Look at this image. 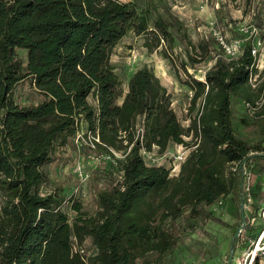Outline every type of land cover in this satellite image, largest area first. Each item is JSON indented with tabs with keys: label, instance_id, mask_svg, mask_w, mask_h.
I'll return each instance as SVG.
<instances>
[{
	"label": "trees",
	"instance_id": "16d2710c",
	"mask_svg": "<svg viewBox=\"0 0 264 264\" xmlns=\"http://www.w3.org/2000/svg\"><path fill=\"white\" fill-rule=\"evenodd\" d=\"M136 1L0 0V264H85L72 251L85 237L96 249L89 264H149L136 259L164 254L176 241L162 224L166 217L224 195L242 205L245 176L264 157L260 144L235 135L232 122L231 100L255 70L251 42L236 58L216 57L204 80L183 65L193 91L183 128L151 68L134 71L124 92L110 61L128 31L156 33L170 45L172 28L182 27L174 16L151 17ZM18 50L26 51L25 62ZM28 77L42 99L19 105L11 93ZM80 122L95 147L125 152L120 183L98 193L97 216H86L75 203L70 221L64 196L40 193L47 181L41 167ZM171 144L190 147L176 178L163 165L145 164L140 154Z\"/></svg>",
	"mask_w": 264,
	"mask_h": 264
},
{
	"label": "rangeland",
	"instance_id": "374dc122",
	"mask_svg": "<svg viewBox=\"0 0 264 264\" xmlns=\"http://www.w3.org/2000/svg\"><path fill=\"white\" fill-rule=\"evenodd\" d=\"M136 4L138 9H150L151 17L158 14L173 20L174 16L182 27L180 30L172 28L175 41L170 45L156 33L136 34L133 31H128L115 45L110 61L124 92L134 71L143 66L151 68L169 93L170 105L186 128L193 91L186 83L189 78L183 65L191 77L204 80L205 72L216 57L236 58L244 42L250 41L256 56L255 70L250 73L245 88L239 89L238 95L231 100L233 130L249 145L260 144L264 148V0H137ZM220 38L227 45L237 46L239 53L226 54ZM188 40L197 47L196 50L188 49ZM18 53L25 62L26 51L18 50ZM11 97L19 105L36 104L42 99L30 77L14 86ZM201 105L199 99L192 115ZM184 139L188 141L190 136ZM92 142V134L88 133L85 123L80 122L68 144L56 148L52 161L41 167L47 181L41 185L40 193L58 191L64 196L63 210L70 221L76 215L75 203L80 204L86 216L96 217L101 210L98 193L121 181L120 167L125 150L111 149L108 153ZM189 149L183 144H171L160 151L158 146L152 145L151 150L141 149L140 154L145 164L163 165L168 169L169 177L176 178ZM249 174L250 201H245L243 207L236 204L231 195L194 208L187 206L176 218L166 217L162 223L175 235L171 249L164 254L148 253L136 262L249 264L250 241L256 240L264 228V190H261L264 189V157L253 162ZM240 227L242 232L238 235ZM233 241L234 249L231 248ZM74 244L84 249L85 264H89L88 258L96 253L91 238L85 237L81 243L75 241ZM252 264H264V259L256 258Z\"/></svg>",
	"mask_w": 264,
	"mask_h": 264
},
{
	"label": "built area",
	"instance_id": "2783aa9c",
	"mask_svg": "<svg viewBox=\"0 0 264 264\" xmlns=\"http://www.w3.org/2000/svg\"><path fill=\"white\" fill-rule=\"evenodd\" d=\"M220 43L223 45L224 49H225V52L226 54L230 55V56H234L236 55L237 53H239V48H238V51H237V46H232V45H227L223 42V40L220 38ZM237 51V52H236ZM241 53V51H240ZM239 53V54H240ZM98 137L95 136L94 140L95 141H98ZM251 175L248 173L246 174L245 176V179H244V183H243V192H244V201L242 203V207L244 206L245 201H250L249 200V196L251 193V188H250V177ZM250 188V189H249ZM244 217V216H243ZM245 218L243 219V222H244ZM242 227V225H241ZM238 228V231H237V234L239 235L241 232H242V228ZM75 243V241H74ZM73 243V246H72V251L75 252V253H78L81 257V259L86 263V259L85 256H84V249L81 247V246H76L75 244ZM249 247L251 248L249 251H250V258H249V264H252V262L257 258H260V259H264V228L259 232L256 240H252L250 241V245ZM240 263V262H239Z\"/></svg>",
	"mask_w": 264,
	"mask_h": 264
},
{
	"label": "crops",
	"instance_id": "0c3cea01",
	"mask_svg": "<svg viewBox=\"0 0 264 264\" xmlns=\"http://www.w3.org/2000/svg\"><path fill=\"white\" fill-rule=\"evenodd\" d=\"M262 186H263V185H262ZM262 186H261V187H262ZM261 190H264V189H263V188H261Z\"/></svg>",
	"mask_w": 264,
	"mask_h": 264
},
{
	"label": "water",
	"instance_id": "95a60500",
	"mask_svg": "<svg viewBox=\"0 0 264 264\" xmlns=\"http://www.w3.org/2000/svg\"><path fill=\"white\" fill-rule=\"evenodd\" d=\"M229 263H230V261H229Z\"/></svg>",
	"mask_w": 264,
	"mask_h": 264
}]
</instances>
